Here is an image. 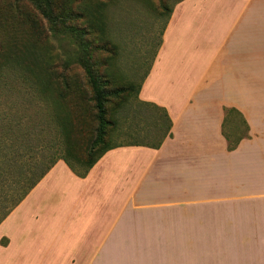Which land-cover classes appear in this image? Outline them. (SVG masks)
Wrapping results in <instances>:
<instances>
[{"label":"crops","instance_id":"obj_1","mask_svg":"<svg viewBox=\"0 0 264 264\" xmlns=\"http://www.w3.org/2000/svg\"><path fill=\"white\" fill-rule=\"evenodd\" d=\"M196 1L182 3L169 19L138 95L140 102L167 112L168 134L162 122L160 138L107 152L85 178L58 161L0 225L9 240L1 251L10 255L25 243L19 211L36 191L51 188L48 180L59 170L65 181L54 187L68 207L58 218L54 212L53 224L63 221L71 201H83L84 210L71 224L101 236L88 264L117 261L127 244L136 251L123 255L125 262L148 264L151 258V264H205L200 254L205 249L196 243L217 233L230 239L234 264L239 251L245 264H264V0L221 6L213 37L198 41L205 46L185 36L186 12ZM193 44L198 52H191ZM215 89L225 95L216 97ZM224 108L237 109L249 125L250 138L234 151H228L222 135ZM126 216L134 218V229ZM152 235L182 237L183 243L152 247L149 254L139 237Z\"/></svg>","mask_w":264,"mask_h":264},{"label":"rangeland","instance_id":"obj_2","mask_svg":"<svg viewBox=\"0 0 264 264\" xmlns=\"http://www.w3.org/2000/svg\"><path fill=\"white\" fill-rule=\"evenodd\" d=\"M97 1L107 3L108 33L117 49L103 45L95 46L91 62L99 75L103 77L110 75L116 85L135 86V90L130 92L129 102L123 105L117 114L118 127L113 135L114 142L129 144L146 142L150 137L158 139L161 136L158 122H155V116L150 108L138 105L135 100L136 88L149 72L163 42L168 18L165 7L173 8V15L179 5L187 0ZM16 3V0H0V12L7 14L10 5ZM196 4L186 12L188 32L185 36L192 42L198 39L194 43L205 46L204 40L198 41L203 37H213L214 20L217 18L215 14L220 15V7L238 3L233 0H198ZM199 5L200 9L197 7ZM28 9L32 10L31 7ZM41 25L43 36L36 43V48L44 93L41 94L37 90L36 80L22 68L11 65L0 75V218L38 179L59 149L56 114L61 112V108L57 102L59 101L57 83L64 71L65 58L72 55L75 48L60 41V38L53 37L45 20L41 21ZM23 31L26 33L27 29L24 28ZM30 42L33 40L27 34H18L17 43L21 47ZM193 45L191 52H198L199 48ZM70 75H76L84 80L87 78L84 67L76 63L72 64ZM229 85L230 82L226 84L227 91L230 90ZM213 93L218 98L225 95L221 89H215ZM117 101L119 100L114 99V102ZM238 120L239 118L236 122L240 125ZM239 128L243 129L241 125ZM56 173L55 178L48 180V183L51 182V188L36 191L19 211L23 215L22 220L25 221L19 229L26 230V241L16 246L10 255L0 250V264H88L90 261L95 242L101 236L96 232L92 233L91 230H77L71 224L75 222V214L84 210L83 201H71L69 211L62 217L63 221L59 219V225L56 227L53 224L54 212L56 211L55 215L58 218L63 206H67L64 204L65 196L61 189L54 187L58 180L65 181V178L62 176L61 180L59 170ZM147 215L149 218L150 213ZM126 222L129 229L137 226L133 217L126 216ZM190 226L193 227L191 223ZM210 229L206 226V230ZM4 230L5 228L0 229V236L5 233ZM222 235L224 234L217 233L214 236L199 237L201 240L196 243V247L205 249L200 253L205 264H234L230 239L228 237L223 239ZM139 240H144L149 247V254L152 253V247H168L170 244L183 243L182 237L178 239L166 235L142 236ZM190 241L192 242V238ZM8 242V238L3 234L0 246L5 248ZM135 251L136 247L133 244H127L119 252L122 257L108 264H134L125 262L123 255ZM237 261L238 264H245V254L239 251ZM151 263L149 258L148 264Z\"/></svg>","mask_w":264,"mask_h":264},{"label":"trees","instance_id":"obj_3","mask_svg":"<svg viewBox=\"0 0 264 264\" xmlns=\"http://www.w3.org/2000/svg\"><path fill=\"white\" fill-rule=\"evenodd\" d=\"M16 1V4L10 5L7 14L0 12V34L2 32L0 75L11 65L22 68L36 80L37 90L41 94L44 93V84L40 76L39 54L36 48V43L43 36L42 20L49 24L53 37L60 38V41L71 45L75 50L72 55L65 58L64 71L57 83L59 100L57 102L61 108V112L56 114L59 135L58 153L41 172L38 179L3 214L0 218V225L58 161L62 160L77 177L85 178L107 152L124 145L144 144L142 142L129 144L114 142L113 135L118 127L117 114L120 108L129 102L130 92L135 90V86L133 84L116 85L110 75L107 74L105 77L99 75L91 62V54L95 46L103 45L117 49L108 33L107 3L97 0ZM27 5L32 10H29ZM165 10L168 11L166 22L168 24L173 8L165 7ZM24 28L27 29L26 33L23 31ZM20 33L27 34L33 42L21 47L17 43ZM73 63L84 67L87 74L86 80L70 75ZM141 86L142 82L136 88L135 100L138 105L149 107L153 111L159 128L163 122L164 136H166L171 128V120L164 109L138 100ZM114 99L119 101L114 102ZM237 118L243 129L239 128ZM222 135L227 142L228 151H234L242 140L250 138L249 125L237 109L224 108ZM160 145L161 141L153 148H158Z\"/></svg>","mask_w":264,"mask_h":264}]
</instances>
